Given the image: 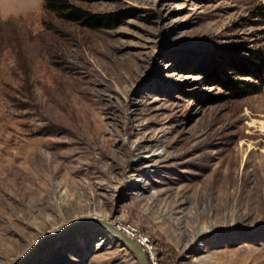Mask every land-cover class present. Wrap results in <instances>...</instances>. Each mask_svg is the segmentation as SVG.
<instances>
[{
  "label": "rangeland",
  "instance_id": "obj_1",
  "mask_svg": "<svg viewBox=\"0 0 264 264\" xmlns=\"http://www.w3.org/2000/svg\"><path fill=\"white\" fill-rule=\"evenodd\" d=\"M0 0V264H264V0Z\"/></svg>",
  "mask_w": 264,
  "mask_h": 264
},
{
  "label": "water",
  "instance_id": "obj_2",
  "mask_svg": "<svg viewBox=\"0 0 264 264\" xmlns=\"http://www.w3.org/2000/svg\"><path fill=\"white\" fill-rule=\"evenodd\" d=\"M90 223H94L95 225L101 228H105L106 230L111 232L121 242V244L134 255L137 264H149L143 247L114 223L103 219H94L91 220ZM34 251L35 248L30 249L18 262V264L24 263L33 254Z\"/></svg>",
  "mask_w": 264,
  "mask_h": 264
},
{
  "label": "trees",
  "instance_id": "obj_3",
  "mask_svg": "<svg viewBox=\"0 0 264 264\" xmlns=\"http://www.w3.org/2000/svg\"><path fill=\"white\" fill-rule=\"evenodd\" d=\"M43 6L46 10L53 12L57 17L60 18L79 19L82 17L85 19V25L89 27H97L99 26V24H103L109 20V15H93L88 12L77 9L74 12H68V14H64L63 11L67 9L68 6L63 0H43Z\"/></svg>",
  "mask_w": 264,
  "mask_h": 264
},
{
  "label": "built area",
  "instance_id": "obj_4",
  "mask_svg": "<svg viewBox=\"0 0 264 264\" xmlns=\"http://www.w3.org/2000/svg\"><path fill=\"white\" fill-rule=\"evenodd\" d=\"M131 233L129 234L126 230V233H128V235H130L134 240H136L140 245L143 246V248H145L147 250V253L150 252L149 250V241L148 239L144 238L142 235H138L135 236L134 231L130 228Z\"/></svg>",
  "mask_w": 264,
  "mask_h": 264
},
{
  "label": "bare ground",
  "instance_id": "obj_5",
  "mask_svg": "<svg viewBox=\"0 0 264 264\" xmlns=\"http://www.w3.org/2000/svg\"><path fill=\"white\" fill-rule=\"evenodd\" d=\"M120 228V227H119ZM122 229V228H121ZM125 233H126V230H127V232L130 234L131 233V231H130V228L129 227H126V228H124V229H122ZM128 233H126L127 235H128ZM130 236V235H129ZM131 237V236H130ZM142 246V245H141ZM143 247V246H142ZM143 250L145 251V253H146V256H147V250L145 249V248H143Z\"/></svg>",
  "mask_w": 264,
  "mask_h": 264
}]
</instances>
